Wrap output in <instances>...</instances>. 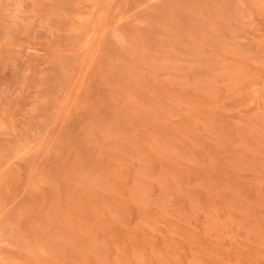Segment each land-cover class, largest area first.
Instances as JSON below:
<instances>
[{
    "label": "rangeland",
    "instance_id": "374dc122",
    "mask_svg": "<svg viewBox=\"0 0 264 264\" xmlns=\"http://www.w3.org/2000/svg\"><path fill=\"white\" fill-rule=\"evenodd\" d=\"M0 264H264V0H0Z\"/></svg>",
    "mask_w": 264,
    "mask_h": 264
},
{
    "label": "bare ground",
    "instance_id": "6f19581e",
    "mask_svg": "<svg viewBox=\"0 0 264 264\" xmlns=\"http://www.w3.org/2000/svg\"><path fill=\"white\" fill-rule=\"evenodd\" d=\"M228 111H229V109H228ZM130 175V174H129ZM135 178V177H134ZM48 198H49V196H48ZM130 198H131V196H130ZM74 206V205H73ZM151 206H153V205H151ZM172 206V205H171ZM170 207V206H169ZM56 216V215H55ZM64 219V218H63ZM122 222V221H121ZM114 255V254H113ZM17 258V257H16Z\"/></svg>",
    "mask_w": 264,
    "mask_h": 264
}]
</instances>
